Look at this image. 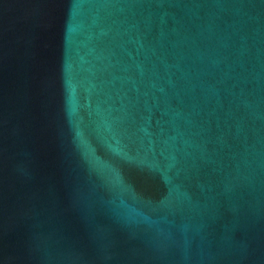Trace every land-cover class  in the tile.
<instances>
[{
  "label": "water",
  "instance_id": "water-1",
  "mask_svg": "<svg viewBox=\"0 0 264 264\" xmlns=\"http://www.w3.org/2000/svg\"><path fill=\"white\" fill-rule=\"evenodd\" d=\"M0 264H264V0H0Z\"/></svg>",
  "mask_w": 264,
  "mask_h": 264
}]
</instances>
